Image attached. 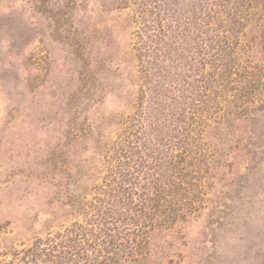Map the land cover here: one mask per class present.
Returning a JSON list of instances; mask_svg holds the SVG:
<instances>
[{"label":"rangeland","instance_id":"obj_1","mask_svg":"<svg viewBox=\"0 0 264 264\" xmlns=\"http://www.w3.org/2000/svg\"><path fill=\"white\" fill-rule=\"evenodd\" d=\"M220 1L0 0V264H264V0Z\"/></svg>","mask_w":264,"mask_h":264},{"label":"trees","instance_id":"obj_2","mask_svg":"<svg viewBox=\"0 0 264 264\" xmlns=\"http://www.w3.org/2000/svg\"><path fill=\"white\" fill-rule=\"evenodd\" d=\"M221 3H227V1L221 0L219 3H217V5L218 4L221 5ZM185 4L190 6V7L184 8L183 11L181 10L182 11L181 13H177V31L180 30V28L182 30H185L187 28V26H189L191 24L194 25L195 19H196L195 16H196V12H197L196 7H198L197 9H200L201 5H207L208 3H207V0H189V2H187ZM234 9L236 10V7ZM229 10H231V8ZM183 13L189 16V17L185 18L184 21L182 19ZM191 27H194V26H191ZM32 252H34V251L29 249V250H26L25 252H23V254L28 255V254H32Z\"/></svg>","mask_w":264,"mask_h":264}]
</instances>
